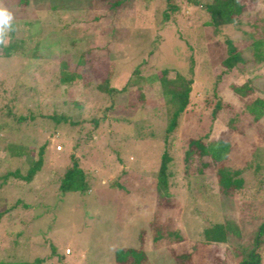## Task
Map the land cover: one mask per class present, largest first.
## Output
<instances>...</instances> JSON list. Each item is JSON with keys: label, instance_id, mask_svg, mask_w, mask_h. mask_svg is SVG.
Segmentation results:
<instances>
[{"label": "rangeland", "instance_id": "1", "mask_svg": "<svg viewBox=\"0 0 264 264\" xmlns=\"http://www.w3.org/2000/svg\"><path fill=\"white\" fill-rule=\"evenodd\" d=\"M174 1L180 12L165 22L163 0H124L114 9L106 0H0V7L13 14L15 39L25 38L23 48L9 56L11 31L6 44H0V124L13 142L29 146L33 158L47 143L31 181L0 179V261L118 264L114 250L132 248V257H143L140 264H178L180 253L188 254L184 264H237L243 256L238 252L253 246L264 222V114L254 119L245 108L247 99L235 96L231 87L252 78L250 94L264 99V60L221 73L213 33L204 26L207 14L186 0ZM252 9L238 18V29L229 24L222 34L235 41L250 30L252 13L264 14V0ZM37 41L36 60L30 51ZM108 63L115 89L133 69L140 75L122 92L100 93L94 85L106 76ZM64 64L82 79L56 87ZM163 69H175L192 81L188 106L169 139L174 157L170 197L157 206L155 172L165 148L164 128L176 109L160 92L157 76ZM206 97L223 105L212 119L213 104ZM32 99L41 108L53 104L77 125L41 120ZM29 113L36 117L17 121ZM205 132L230 143L218 163L242 168L243 183L233 197L220 193L213 167L195 162L184 173L185 138ZM3 148L0 143V176L15 168L24 174L27 156H12ZM72 154L85 175L82 192L60 190ZM153 217L160 228L178 229L181 241L153 243ZM213 223L222 224L228 237L202 245V231ZM257 252L264 264V234Z\"/></svg>", "mask_w": 264, "mask_h": 264}, {"label": "trees", "instance_id": "2", "mask_svg": "<svg viewBox=\"0 0 264 264\" xmlns=\"http://www.w3.org/2000/svg\"><path fill=\"white\" fill-rule=\"evenodd\" d=\"M107 5H109V9L117 8L121 5V2L124 0H106ZM152 1V0H149ZM164 9L162 10V21L167 22L170 17L173 15L179 14L180 6L174 0H163ZM189 4H192L194 7H198V9H202L208 16V19L205 20L204 26L208 27L210 31L213 33L214 44L216 46L217 55L219 58L217 59V63L221 66V73H225L229 70H234L238 68L239 65H245L248 62H261L264 60V14H259L258 11H254L251 15V21L249 22L250 30L244 31L243 35L239 37L237 40L233 41L227 36H224L222 33L223 28L226 25L231 24L235 26L237 29L241 24V21L238 19L241 15H248L253 10L252 8L256 3L260 0H186ZM106 3V2H105ZM24 24L31 25V22L25 21ZM33 24V23H32ZM11 40L9 41V47L7 51V56L20 51L23 48V43L25 38L18 40L15 39L14 30L10 32ZM28 38L35 37V34L28 35ZM218 38H222V41L217 40ZM40 49V42H36L34 47L30 51L31 58L40 59L38 54ZM247 51V55L244 52ZM81 54V53H80ZM151 54V51L148 53ZM82 56V54H81ZM142 60L141 62H143ZM113 67L112 63H108V69L106 72V76L100 80L98 83L94 85L96 90L100 93L111 95L117 92H122L130 87V80L134 76H139V70L137 68L133 69L129 75L127 80L124 81L123 85L120 89H115V87L111 84L112 80ZM170 73H173V76H170ZM159 88L160 92L163 95H166L170 98L176 105V109L172 114V118L168 120L165 128L164 134L162 138V142L165 146L163 153L161 155V159H159V164L157 166L155 172L154 179V190H155V200L156 205L160 206L170 197L169 192V177H171V169L169 165L172 162L173 156H171L168 146L170 144L171 135L174 134L179 116L182 112L186 110L188 106V102L190 100L191 94V77H187L175 69H163L160 74H158ZM82 79L81 74H79L75 69L71 70L68 65L64 64V68L60 70L59 77L56 80L55 86L57 87L60 84H64L66 86H71L77 83ZM220 79V75H215V81ZM252 78L242 81L239 85L230 86L231 91L238 98L245 97L244 103L246 110L253 115L254 119H258L260 116L264 114V99L251 95L252 93ZM91 81L86 82L85 84L90 83ZM215 88L214 86H212ZM212 88V89H213ZM207 92V89L204 90ZM213 96L215 93H213ZM212 102L213 106L209 112L210 118H214L219 110L223 107L220 99H213L206 97L204 98L206 103L209 100ZM35 107L39 109V117L42 118L47 117L53 121L55 125H77L76 120H72V118L65 112H59L53 104L48 103L49 108H41L38 104L37 99H32ZM38 102V103H37ZM12 107L9 108V113L11 114ZM36 116L32 113L29 115H19L17 118L18 122L24 121L26 118L33 119ZM93 125H96V120H91ZM8 131H5V128L0 124V143L5 145L4 150L10 151L12 156H23L26 155V159L29 160V165L24 174L21 173L19 168H15L14 170L7 171L4 175L0 176V179H22L25 181H31L35 173H37L42 164L43 158L45 155V150L47 148L46 141L41 145L38 149V157L33 158L30 156V152L28 151V145L26 143L16 144L12 139L7 137ZM4 137H1V135ZM186 147L183 151V157L181 158L182 163L181 166L186 171L188 170V166H191L193 163L197 162L198 165L203 168L206 166L213 167L215 169L216 182L219 186V191L224 196L233 197L235 194V190L240 189L243 181L241 178L239 179V175L241 173L242 168L239 169H230L229 167L224 166L221 163H218L220 159L227 155L230 143L229 141L223 140L220 137H210L208 133L205 132L204 135H201L199 138H185ZM77 145V143H76ZM19 146H22V148ZM227 151V152H226ZM70 164L66 166L62 176L60 177V190L63 192L74 190L75 192L83 191L86 189L84 174L78 168L76 156L74 154L71 155ZM203 158H207V161H203ZM216 161V163H215ZM215 164V166H213ZM260 186V185H259ZM262 187V186H261ZM1 215V214H0ZM156 217V216H155ZM155 217L150 220V226H152L153 236H151V240L153 243H157L163 239H166L169 243L181 241L182 235L178 229H164L160 228V226L156 223ZM264 234V222L258 228L257 236L254 239L253 246L244 249L242 248L238 253L243 255L240 260L237 261V264H260L261 259L257 252L259 237ZM228 237L227 229L220 223H213L210 226H207L202 231V245L204 243H220L225 242ZM201 246V243H198ZM134 255V250L132 248H116L113 253L114 261L118 264H124L127 260H129L132 264H140L143 258L141 255L137 257H132ZM187 253H180L175 256V260L178 264H184L186 261ZM0 264H41L40 260H34L33 262L26 261H8L3 262L0 261Z\"/></svg>", "mask_w": 264, "mask_h": 264}, {"label": "clouds", "instance_id": "3", "mask_svg": "<svg viewBox=\"0 0 264 264\" xmlns=\"http://www.w3.org/2000/svg\"><path fill=\"white\" fill-rule=\"evenodd\" d=\"M13 28V14L4 7H0V44H6L7 35Z\"/></svg>", "mask_w": 264, "mask_h": 264}, {"label": "built area", "instance_id": "4", "mask_svg": "<svg viewBox=\"0 0 264 264\" xmlns=\"http://www.w3.org/2000/svg\"><path fill=\"white\" fill-rule=\"evenodd\" d=\"M67 251L69 252V249H67Z\"/></svg>", "mask_w": 264, "mask_h": 264}]
</instances>
